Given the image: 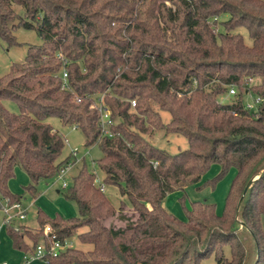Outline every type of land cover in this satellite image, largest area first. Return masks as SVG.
I'll use <instances>...</instances> for the list:
<instances>
[{
    "label": "trees",
    "instance_id": "obj_1",
    "mask_svg": "<svg viewBox=\"0 0 264 264\" xmlns=\"http://www.w3.org/2000/svg\"><path fill=\"white\" fill-rule=\"evenodd\" d=\"M19 27L34 29L41 43L0 76V195L35 198L40 183L56 177L70 157L59 160L64 138L48 121L57 118L100 148L102 181L130 208H115L83 164L65 192L78 215L51 218L38 209L34 229L6 225L14 248L30 252L51 234L69 238L83 227L77 239L91 247L71 246L47 264H201L211 254L215 264H264V0H0V39L17 44ZM250 77L260 84L247 86ZM231 85L236 99L222 103ZM246 89L262 98L256 110L242 106ZM99 95L112 136L100 135L92 106ZM156 128L183 135L187 147L169 153L152 144L145 134ZM212 164L219 171L202 182ZM16 167L29 179L22 194L8 188ZM231 168L221 213L199 201L184 219L165 209L168 193L215 185Z\"/></svg>",
    "mask_w": 264,
    "mask_h": 264
},
{
    "label": "rangeland",
    "instance_id": "obj_2",
    "mask_svg": "<svg viewBox=\"0 0 264 264\" xmlns=\"http://www.w3.org/2000/svg\"><path fill=\"white\" fill-rule=\"evenodd\" d=\"M16 9L19 12L21 11V8L18 6H16ZM236 32H240L243 35L245 43L250 44L251 40L244 27L237 28ZM13 36L17 44L10 45L7 41L0 39V76H3L8 72L12 63L24 60L29 45H39L41 43V38L34 29H24L19 27L13 31ZM260 82V77H250L247 79L246 84L250 87L251 85L256 86L260 84ZM234 87L238 90L236 86ZM229 88L230 86L227 87V90L219 96V101L222 103H230L236 99V97L229 95ZM2 103L4 107L11 112L17 113L19 111L18 105L14 100L4 99ZM161 117L163 122H167L170 119L169 113L165 111L161 112ZM48 121L64 138V146L59 156V160L63 161L66 157H68L71 147L78 148L79 158L78 160H75L72 168L66 174L65 180L68 183L67 187H62L61 181L54 177L52 181L48 183H40L38 187L39 192L34 199L27 193L23 194L22 202L24 206L27 207V213L22 222L31 229L37 227L36 211L38 209L42 210L51 218L58 216L63 219H68L78 215V209L75 202L67 199L65 197V192L71 184L72 177L77 174L79 168L82 167L83 164L86 165L89 171H94L96 177L101 180L104 178L103 171H101L96 164V160L102 156L100 148L96 145L87 146L85 144V137L78 128L68 125L63 126L57 118H50ZM145 137L149 142L159 148L165 149L169 153H175L178 150L185 149L188 145L187 139L183 135L167 133L163 128H156L151 135L145 134ZM82 155H84L83 158L81 157ZM68 159H70V157L67 158V160ZM218 171L219 165L212 164L208 171L203 175L202 182L215 176ZM234 174L235 170L231 168L224 177L215 183V185H187L183 190L168 193L163 202L164 207L168 212L180 219L185 218L186 209L191 206L192 201L213 203L215 205L216 212L221 213L223 211L225 198ZM252 177H256V175ZM28 181L29 179L27 174L20 167H16L14 170V176L8 181V188L12 193L22 194L23 187L28 184ZM103 192L107 195L115 208H118L121 203L130 208L128 200L120 194L116 186L105 185ZM1 215L2 214L0 212V216ZM106 223H114L116 225L120 224L114 219H110L106 221ZM82 230H85V228L81 227L76 229L74 234L70 236L69 239L71 240L72 247L86 251L91 247V245L80 243L76 236V234ZM7 242L9 243L10 240L5 231H2L0 233V250L3 249V246H6V248L10 246L6 244ZM224 250L225 254L228 256L229 247L226 246ZM201 264H215L214 255L211 254L208 258L202 260Z\"/></svg>",
    "mask_w": 264,
    "mask_h": 264
},
{
    "label": "built area",
    "instance_id": "obj_3",
    "mask_svg": "<svg viewBox=\"0 0 264 264\" xmlns=\"http://www.w3.org/2000/svg\"><path fill=\"white\" fill-rule=\"evenodd\" d=\"M59 56H61L59 54ZM65 63V60H63ZM61 78L63 80L62 88H67L66 81H67V71L65 69H62L61 71ZM229 95L237 96L238 90L235 89L234 86H230ZM244 98L242 100V106L245 110L251 111L256 110L258 106L262 102V98L252 92L250 89H246L244 91ZM80 99L77 98V101ZM131 106H135V101H130ZM92 106L96 107L99 112V129H100V135H107L112 136L111 126L114 124L113 119L110 116V112L107 108V106L104 103L103 95H99L95 98V100L92 103ZM233 115H237L236 112L233 113ZM78 148L77 147H71L69 156L70 159H68L60 168L56 175V178L61 181L62 187H67L68 183L65 180L66 174L68 171L72 168L75 160H78ZM82 158L84 155L81 156ZM95 183L98 185L99 189L101 191H104L105 184L101 179L98 177L95 178ZM0 212L2 214V218L0 220V229L2 227H5L8 224H13L14 228H18V222L22 221L26 217L27 213V207L24 206L22 201H16V202H10L8 198L3 197L0 195ZM50 231V228L48 225H45L43 227V233H48ZM72 246L71 240L69 238H58L55 236V234L50 235V240L48 244L45 243H39L35 246V248L30 252H23L22 254V260L23 261H29L33 259L42 260L46 263H48V260L50 258L56 257L61 251L69 248ZM1 264H6L5 262H2Z\"/></svg>",
    "mask_w": 264,
    "mask_h": 264
},
{
    "label": "crops",
    "instance_id": "obj_4",
    "mask_svg": "<svg viewBox=\"0 0 264 264\" xmlns=\"http://www.w3.org/2000/svg\"><path fill=\"white\" fill-rule=\"evenodd\" d=\"M1 218H2V215L0 216V220H1ZM22 221H19L18 224L19 225L20 224L26 225ZM2 231H5V227H2L0 229V233ZM5 233H6V231H5ZM9 240H10V242L9 243L7 242L6 244L7 245H10V246L7 247V248H6V246H3V249L0 250V264L2 262H5L6 264H47L46 262H44L42 260H37V259H33V260H29V261H23L22 260L23 251L14 248L13 245H12V242H11V239L10 238H9ZM3 251H5V252H3Z\"/></svg>",
    "mask_w": 264,
    "mask_h": 264
},
{
    "label": "water",
    "instance_id": "obj_5",
    "mask_svg": "<svg viewBox=\"0 0 264 264\" xmlns=\"http://www.w3.org/2000/svg\"><path fill=\"white\" fill-rule=\"evenodd\" d=\"M250 182H251V180H249V181L247 182V184H246V186H245L243 192H245V190H246V188L248 187V185L250 184Z\"/></svg>",
    "mask_w": 264,
    "mask_h": 264
}]
</instances>
